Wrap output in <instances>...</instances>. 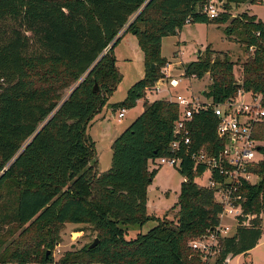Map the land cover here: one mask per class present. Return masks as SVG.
Here are the masks:
<instances>
[{"label": "trees", "instance_id": "trees-1", "mask_svg": "<svg viewBox=\"0 0 264 264\" xmlns=\"http://www.w3.org/2000/svg\"><path fill=\"white\" fill-rule=\"evenodd\" d=\"M211 0H0V264H207L191 248L217 236L214 264L246 256L264 229V120L255 127L261 159L252 168L260 180L242 187L244 217L231 237H221L222 205L213 190L196 180L204 167L183 158V182L174 218L148 212V188L155 171L149 162L171 157L179 106L167 99L144 103V112L114 141L108 171L98 170L95 142L87 129L122 82L115 49L136 32L144 55V76L113 109H132L163 76L164 38L187 24L224 25L230 10L261 0H225L224 12L210 18ZM221 5V4H220ZM244 47L239 78L229 54L208 47L187 64L184 76L211 82L203 95L214 105L239 90L259 94L264 105V22L243 13L226 28ZM110 47V49H108ZM155 68H152V65ZM98 85V92H94ZM212 109L194 115L192 150L216 156L218 139ZM251 216L248 225H243ZM157 225L127 240L128 226ZM67 225H87L98 239L53 253ZM80 231H83L82 229ZM50 254L47 256V252Z\"/></svg>", "mask_w": 264, "mask_h": 264}, {"label": "rangeland", "instance_id": "rangeland-1", "mask_svg": "<svg viewBox=\"0 0 264 264\" xmlns=\"http://www.w3.org/2000/svg\"><path fill=\"white\" fill-rule=\"evenodd\" d=\"M218 6L221 14L224 12L223 3L225 0H211ZM221 4V5H220ZM263 2L255 6L254 11L261 20H264V5ZM229 22L224 25L210 24H187L183 29L174 36H169L163 39L161 46L162 57L166 58L168 62L174 64L172 74L174 77L184 75V68L187 64L196 61L200 55H203L208 47L216 53L229 54L231 59L236 63V74L239 78L242 70L243 61L246 59L244 47L238 41L237 35L228 39L226 35V28L229 27L232 19L239 15L246 13L244 7H233L229 11ZM249 14V13H247ZM252 16L251 14H249ZM116 65L123 75L117 91L113 94L107 105L103 108V113L107 115L111 128L118 129L119 136L125 131L143 112L144 103H153L160 99H170L171 95H185L194 96L200 100H205L203 92L207 90L211 80L209 76H205L202 80L195 78L182 77L183 80L180 86L176 89L164 87V90L157 92H148L147 95L139 100L136 106L132 109H126L125 117L118 119L120 109L114 110L113 105L123 102L128 95L129 90L139 82L144 76V55L138 45L137 37L133 33H128L122 39L115 49ZM168 81V80H166ZM159 82V81H157ZM156 82V83H157ZM155 83V84H156ZM167 84V83H166ZM165 84V85H166ZM115 126V127H114ZM110 128L111 132L106 133L103 137L98 130L94 133V129L90 130L91 135H94L97 141V160L98 170L103 173L110 169L112 163V150L109 144L111 136L116 134ZM94 133V134H93ZM118 136V137H119ZM117 137V138H118ZM116 138V139H117ZM149 171H155V176L152 184L148 188V207L149 214L157 217H164L168 215L169 219L174 218L177 210L172 207L177 203L180 195L181 186L183 183V176L180 174L178 168L170 165H160L158 160L149 162ZM208 174L197 183L204 184ZM260 178L253 176L251 178L252 184H257ZM262 226L264 229V215L262 216ZM225 224H232V221L225 220ZM157 225L156 222H148L145 226H128L126 239L131 240L137 237L138 234H146ZM83 231H80V230ZM94 234L87 225H68L64 227L61 233V242L56 246L55 252L57 256L55 260L60 258L65 252L72 249L79 250L85 244L92 243ZM59 248L60 253H58ZM216 258L212 259V262ZM264 264V233L259 244L251 250L246 256H237L230 261L229 264Z\"/></svg>", "mask_w": 264, "mask_h": 264}, {"label": "built area", "instance_id": "built-area-1", "mask_svg": "<svg viewBox=\"0 0 264 264\" xmlns=\"http://www.w3.org/2000/svg\"><path fill=\"white\" fill-rule=\"evenodd\" d=\"M203 12L210 18L218 17L221 13L212 1L204 7ZM171 66V63H167L162 70L164 77L152 88H147L146 95L148 92L159 93L164 90V87L169 91V88L176 89L180 86L184 75L174 77ZM169 97L170 99L167 100L176 103L180 108V116L175 122L173 141L170 146L173 155L156 160L160 165L180 168L183 155L192 160L195 169L197 167L206 169L204 174L197 179L201 181L208 174L206 182L198 184L213 190L217 202L223 207L219 216L221 223L218 233L221 237H231L240 225L238 219L244 217L243 201L245 198L242 187L252 184L251 178L257 175L251 171V168L261 159V153L258 151L261 143L255 138V127L264 120L262 97L259 94L239 90L234 98L216 105L205 96V100L192 95L170 94ZM146 98L149 100V97ZM209 108L213 110L218 120L216 135L218 139L225 142L223 149L216 156L209 155L205 150H192L193 140L190 126L193 117L201 110ZM125 114L126 109H120L118 119L124 118ZM183 182H187L186 177H183ZM251 218V216H246L243 225H248ZM225 220L232 221V224H225ZM190 245L194 251L202 255V259L208 262L207 264H214L215 261L212 262V259L216 258L218 252L217 236L210 234L191 242ZM57 250L60 253L59 248ZM55 251L54 258L57 256Z\"/></svg>", "mask_w": 264, "mask_h": 264}, {"label": "crops", "instance_id": "crops-1", "mask_svg": "<svg viewBox=\"0 0 264 264\" xmlns=\"http://www.w3.org/2000/svg\"><path fill=\"white\" fill-rule=\"evenodd\" d=\"M261 2H263L262 5H264V0H261ZM242 7H244L246 13H249L251 14L252 16H256L258 18V20H261L259 18V16L255 13L254 11V8L255 6L257 5H254V4H244V5H241ZM264 22V20H261ZM168 63H171V62H168ZM172 66L171 67H174V64L171 63ZM109 119L107 118V115H105V113H103V110L101 111L100 114H98L93 120L92 122L89 124L88 126V129H87V133L89 132L90 133V130H93L94 129V133L96 132V130H98L99 133H102L103 137L106 133H110L111 130L110 128L112 127L109 123ZM115 127V126H114ZM112 129V128H111ZM113 130V129H112ZM114 132H116V134H114L113 136H111V138L109 139V144L110 146H112V144L114 143V141L116 140V138L119 136L118 134V129L117 128H114L113 130ZM88 135L92 138V140L95 142V145L97 146V141L94 137V135H91L89 134ZM93 133V134H94ZM97 149V148H96ZM101 173V172H100ZM148 212H149V207H148ZM68 226V225H67Z\"/></svg>", "mask_w": 264, "mask_h": 264}, {"label": "water", "instance_id": "water-1", "mask_svg": "<svg viewBox=\"0 0 264 264\" xmlns=\"http://www.w3.org/2000/svg\"><path fill=\"white\" fill-rule=\"evenodd\" d=\"M133 34L135 35L136 32H133ZM108 49H110V47ZM200 54H201V51L199 52V55ZM152 68H155V65L154 64L152 65ZM98 90H99L98 85H95L94 92H98ZM260 150H261V147L258 148V151H260ZM98 243H99V240L98 239H95L94 242L90 245L89 248L92 249V248L96 247L98 245ZM49 254H50V251L47 252V256ZM230 261H231V258L227 260L226 264H229Z\"/></svg>", "mask_w": 264, "mask_h": 264}]
</instances>
